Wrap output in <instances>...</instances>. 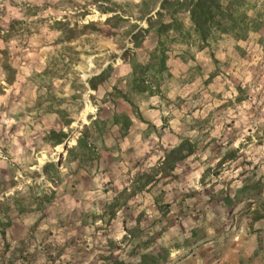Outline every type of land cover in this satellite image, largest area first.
<instances>
[{
	"label": "rangeland",
	"instance_id": "rangeland-1",
	"mask_svg": "<svg viewBox=\"0 0 264 264\" xmlns=\"http://www.w3.org/2000/svg\"><path fill=\"white\" fill-rule=\"evenodd\" d=\"M159 2L0 0V221L22 236L11 246L24 264H108V255L132 261L145 252L161 255L157 264L262 263L264 24L243 40L222 34L205 47L169 44L158 94L135 98L142 120L121 138L114 128L91 166L72 172L62 144L45 139L62 129L69 147L90 116L132 115L122 99L103 100L114 86L126 88L130 59L148 60L156 34L139 46L131 36ZM246 6L264 12V0ZM113 14L120 18L107 23ZM179 16L187 26V15ZM5 60L16 69L12 83ZM108 65L109 76L92 89L89 78ZM183 138L196 144L194 153L114 216L104 212ZM59 160L54 183L42 168Z\"/></svg>",
	"mask_w": 264,
	"mask_h": 264
},
{
	"label": "trees",
	"instance_id": "trees-1",
	"mask_svg": "<svg viewBox=\"0 0 264 264\" xmlns=\"http://www.w3.org/2000/svg\"><path fill=\"white\" fill-rule=\"evenodd\" d=\"M102 11L110 12L112 8H102ZM183 13L187 15L189 21L187 26L179 16ZM118 18H120L119 15L113 14L105 21L109 23ZM145 21L147 25L138 27L137 31L132 34L133 45L139 46L141 39L151 31L157 36L156 45L149 50L146 62L130 59L131 70L123 77L126 88L122 90L114 86L111 91L106 92V98L103 100V102L110 101L115 106L117 99H122L130 105L132 115L125 110L114 109L108 117L90 116L88 122L78 130L76 143L67 147L66 162L76 163L72 172L87 168L99 160L100 150L105 148L104 140L112 135L115 127L119 133L116 137L121 138L128 133L134 118L142 120L135 98L158 94L163 75L168 71L169 44L176 42L190 44L197 41L200 47H205L211 40L217 39L222 34H230L235 39H246L251 32L259 30L264 24V12L256 10L249 14L246 0H160L158 9L147 16ZM87 24L92 25L93 22L89 21ZM2 67L6 73V82L12 83L15 77V67L7 60L4 61ZM110 71L111 66L108 65L99 74L90 77L88 81L91 88L96 89L104 82ZM62 121L65 126H69L72 122L71 119L64 117ZM69 135L70 132L62 129H51L45 139L56 146L62 144ZM195 150L196 144L188 138H183L177 144L169 146L156 163L133 176L129 185L116 194L112 202L106 204L104 212L111 217L114 216L126 198L148 189L161 176L172 173L176 163L194 153ZM61 163L62 161L59 160V162H48L43 165L42 169L46 177L54 183H57L59 179ZM260 218H263V215L255 217L254 220ZM0 223L3 222L0 221ZM258 248L263 251L261 264H264V240L259 242ZM105 259L108 260V264H157L162 256L145 252L132 261L119 259L113 254L106 256Z\"/></svg>",
	"mask_w": 264,
	"mask_h": 264
},
{
	"label": "crops",
	"instance_id": "crops-1",
	"mask_svg": "<svg viewBox=\"0 0 264 264\" xmlns=\"http://www.w3.org/2000/svg\"><path fill=\"white\" fill-rule=\"evenodd\" d=\"M124 110H126V109H124ZM75 143H76V140L74 142H72L70 144V146L74 145ZM66 155H67V148L65 150V154L63 155V160L66 158ZM61 158H62V154L60 156V159ZM17 235L18 234H15L13 232V227H12L11 221L6 219L5 222L0 223V244L4 246L3 251H2V248H0V264H24L25 263V262H23L24 257L21 255L18 256V255H16V253L14 254V250L11 246V244H13L14 239H16V240L18 239V245L22 244V236L19 237ZM61 254L62 253L58 254V257H61ZM55 257L58 258L57 256H55ZM44 264H46V263H44Z\"/></svg>",
	"mask_w": 264,
	"mask_h": 264
},
{
	"label": "water",
	"instance_id": "water-1",
	"mask_svg": "<svg viewBox=\"0 0 264 264\" xmlns=\"http://www.w3.org/2000/svg\"><path fill=\"white\" fill-rule=\"evenodd\" d=\"M69 141H70L69 138H67V139L62 143V150H66Z\"/></svg>",
	"mask_w": 264,
	"mask_h": 264
}]
</instances>
